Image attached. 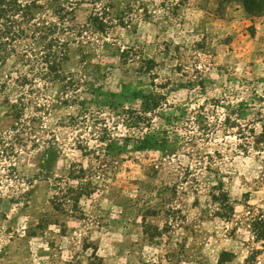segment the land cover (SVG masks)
Returning <instances> with one entry per match:
<instances>
[{"label":"rangeland","instance_id":"374dc122","mask_svg":"<svg viewBox=\"0 0 264 264\" xmlns=\"http://www.w3.org/2000/svg\"><path fill=\"white\" fill-rule=\"evenodd\" d=\"M70 13L60 80L38 38L0 67V264H264V0Z\"/></svg>","mask_w":264,"mask_h":264},{"label":"trees","instance_id":"16d2710c","mask_svg":"<svg viewBox=\"0 0 264 264\" xmlns=\"http://www.w3.org/2000/svg\"><path fill=\"white\" fill-rule=\"evenodd\" d=\"M103 0H0V67H2L9 57L15 53V43L21 39L30 37L38 38L46 42L44 50L40 55L35 54L39 64H43L42 72L44 77L48 79L60 80L62 77L61 65L67 55L69 49L67 44L61 42L54 37V32L58 30L60 26H65V22L68 21L70 12L80 4L85 2L101 4ZM106 1V0H105ZM253 4V9L261 8L260 5L251 2L245 3L248 11H250V5ZM112 7L110 1L104 2L102 7H96L91 13V21H95L98 27L93 25L98 30H105L107 27L104 15L108 14V10ZM51 12L53 16L58 20L48 21L41 14L47 15ZM61 73V74H60ZM23 80H26L23 77ZM3 90L2 84H0V92ZM24 107V103L18 100L11 104V110L9 117L12 119H18L21 110ZM147 137L144 135L143 139L139 141L141 146L147 145ZM14 148L11 144L7 143L6 138L0 134V162L2 158H6L8 154H12ZM11 166V165H10ZM11 168V167H10ZM86 171L81 165L78 169L75 167L71 170L69 179L76 180L77 185H69L65 188L63 198H66V193H70L72 198H68L72 203L77 201L75 198L78 193L88 194L89 191L83 190L85 185Z\"/></svg>","mask_w":264,"mask_h":264}]
</instances>
